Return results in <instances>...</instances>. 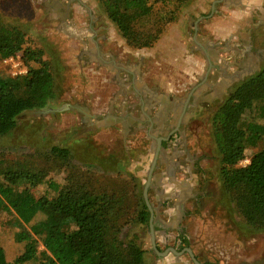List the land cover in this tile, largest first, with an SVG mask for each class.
<instances>
[{
  "label": "rangeland",
  "instance_id": "374dc122",
  "mask_svg": "<svg viewBox=\"0 0 264 264\" xmlns=\"http://www.w3.org/2000/svg\"><path fill=\"white\" fill-rule=\"evenodd\" d=\"M24 1L0 0V24L15 27L20 32L21 51L41 52L43 61L49 64L55 92L44 108L24 111L16 118L15 128L7 135L0 136V164L3 168L42 176L39 183L23 184L20 189L28 188L35 198H54L56 192L48 187L49 182L63 187L68 182L79 180L89 183L95 190L122 197V215L114 228L120 240L126 243L133 241L140 247L144 264H194L186 253L177 256L179 260L171 253L157 255L152 249V238L159 252L167 248L179 251L186 241L184 248H189L200 264H264V232H254L246 227L223 187L220 156L213 143L210 121L213 111L231 89L264 68V0L259 9L244 14L239 22L230 21L236 24L234 29L239 27L244 34H238L229 42H214V36H210L206 29V21L210 22L215 13L207 20L200 19L195 23L197 19L192 16L190 21H186L184 38L188 51L194 52L206 68L208 61L193 43L194 32L197 37L208 38L213 43L210 55L217 66L198 92L200 98L205 97L206 100L188 107V116L177 123V131H174V121L151 124L138 111L134 115L139 121L130 123L125 135L117 126H112L110 70H100L97 63L87 65L77 57L71 60L73 65H66L70 61L68 55L77 50L68 49L66 45L62 48V37L54 31V22L57 21L49 17L43 2L38 1L36 8H28ZM211 2L196 0L194 5L198 19L199 15H209ZM170 6L155 3L153 12L165 15ZM199 6H203L204 12H200ZM98 9L100 16L105 15L100 5ZM225 26H229L228 23L222 24L220 29ZM217 54L223 56L219 58ZM2 60L0 75L7 76ZM219 61L221 65L217 64ZM22 62L27 70L28 66L38 67L33 62ZM244 64L246 70L240 73ZM145 65L148 70L149 63ZM204 67L202 73L190 80L191 84L203 79ZM149 69L152 73L156 72L155 68ZM158 72L168 79L170 71L164 61ZM237 73L240 74L235 75ZM173 77L174 87H181L176 95L183 100L190 92L191 85L186 83L184 75ZM150 111L152 113L154 109ZM245 118L264 124L257 111L246 114ZM170 131L178 135L160 147L147 189V201L152 212L150 231L149 224L141 225L137 221L138 201L143 200V189L155 158L157 141ZM52 147L70 149L69 160L62 161L50 154ZM263 147L264 139L247 149V158ZM162 150L183 153L169 176L167 167L160 159ZM117 163H124V168L129 172H125L124 168L117 171ZM247 164L248 160L243 159L237 166ZM156 177L164 179V185L154 184L152 181L158 182ZM41 218L39 215L35 220ZM19 231L13 211L0 213V248L6 261L11 264L24 250L25 243L16 241ZM38 246L42 250L40 243Z\"/></svg>",
  "mask_w": 264,
  "mask_h": 264
},
{
  "label": "trees",
  "instance_id": "16d2710c",
  "mask_svg": "<svg viewBox=\"0 0 264 264\" xmlns=\"http://www.w3.org/2000/svg\"><path fill=\"white\" fill-rule=\"evenodd\" d=\"M193 1L97 0L107 19L134 49L152 47L161 34L164 15L153 13L155 3L173 4L177 10ZM21 43L15 27L0 24V59L21 52L20 58L26 64L38 65L28 66L23 76L0 75V136L15 128L21 113L42 109L54 97L49 64L43 61L40 51H21ZM253 111L264 120V68L231 89L210 118L223 187L246 227L264 232V147L250 158L246 156L248 148L264 139V124L245 118ZM49 151L62 161L71 156L68 148L52 147ZM243 159L248 164L238 167ZM37 176L0 164V213L13 211L20 228L16 241L25 243L12 264H144L140 247L133 241L120 240L114 228L122 215V197L75 180L63 187L49 182L56 196L35 198L28 188L20 187L39 183L42 176ZM138 203L137 221L148 225L150 215L144 200ZM39 215L42 218L36 221ZM182 244L179 250L187 246L186 241ZM0 264H11L1 248Z\"/></svg>",
  "mask_w": 264,
  "mask_h": 264
},
{
  "label": "crops",
  "instance_id": "0c3cea01",
  "mask_svg": "<svg viewBox=\"0 0 264 264\" xmlns=\"http://www.w3.org/2000/svg\"><path fill=\"white\" fill-rule=\"evenodd\" d=\"M38 1L43 2L49 12V17L57 21L54 22V31L62 37L59 38L63 41L62 48L66 45L68 49L75 48L77 50L72 55L67 52L70 61L66 65H73L72 61L74 60L72 59L77 57L87 65L97 63L100 65V70L107 68L112 73V100L109 101L112 105V126H117L123 135L128 134L130 123L139 121L134 115L138 111L140 116L143 115L151 124L165 122V120L174 121L176 123L174 131H177V123L188 116V107L192 104L195 106L205 99V97L200 98L198 92L201 84L210 78L209 73L215 72L212 69L217 66L211 56L213 43L208 38L197 37L194 32L193 43L208 61L206 68L194 52L188 51L184 38L186 21H190L192 16L197 19L194 21L195 23L200 19L207 20L215 13L210 22L206 21V29L210 36H214V42H229L230 39L237 38L238 34H244L240 32L239 27L234 29L236 24H232L230 21L239 22L244 18V14H251L252 10L259 9L262 3V0H212L209 15L205 17L199 15V19L198 11L195 10L197 7L194 5L196 0L186 7L177 9L178 11L173 4H168L171 6L168 7V13L164 15V22L160 24L161 34L157 41L150 48L134 49L126 44L115 25L105 15L100 16L97 0H25L23 4H27L28 8L32 6L36 8L39 4ZM214 5L216 6L215 12ZM198 8L201 13L204 12L203 6ZM220 14L224 15L219 16ZM171 17L172 19L169 20ZM224 23H228L229 26L223 27L226 29H220ZM111 40L112 44H110ZM79 49L81 50L79 51ZM217 55L219 58L223 56ZM209 56H211L210 60ZM160 60L168 65L170 71L168 79L158 72L159 66L162 64ZM145 63H149L148 70ZM217 64L221 65L220 61ZM203 67V79L191 84L190 80L202 73ZM149 68H155L156 72H150ZM243 70H246L245 64L240 73ZM173 75L180 77L184 75L186 83L191 85L190 92L183 100L176 95L180 92L181 87L180 89L174 87ZM151 108L154 109L152 113ZM151 114L152 117H149ZM159 125L163 127L161 124ZM182 154L181 151H161L160 159L168 169V176ZM123 168L124 163L116 164L117 171L121 169V171L129 172ZM155 180H158V184L152 182L157 186L164 185V179L156 177Z\"/></svg>",
  "mask_w": 264,
  "mask_h": 264
},
{
  "label": "water",
  "instance_id": "95a60500",
  "mask_svg": "<svg viewBox=\"0 0 264 264\" xmlns=\"http://www.w3.org/2000/svg\"><path fill=\"white\" fill-rule=\"evenodd\" d=\"M212 8H213V6H212ZM159 150H160V140L157 141V147H156V151H155V158H154L153 161H152V164H151V167H150L151 169H150L149 174H148V176H147V182H146V184H145V186H144V189H143V200H144V203H145V205H146V207H147V209H148V211H149V215H150V217H149V227H150V231H152V224H151V221H152V212H151L150 206H149L148 201H147V189H148V186H149V184H150L151 171H152V169H153V167H154V164L156 163V160H157V154H158ZM151 245H152V249H153V251H154L157 255L166 256L167 254L171 253V254H173V255L180 256V255L186 253V254L190 257L191 261H192L194 264H200V263L196 260V258L194 257L192 251H191L189 248H184L182 251H177V250L174 249V248H167L164 252H159L158 249L156 248L155 244H154V240H153V238H152Z\"/></svg>",
  "mask_w": 264,
  "mask_h": 264
},
{
  "label": "built area",
  "instance_id": "2783aa9c",
  "mask_svg": "<svg viewBox=\"0 0 264 264\" xmlns=\"http://www.w3.org/2000/svg\"><path fill=\"white\" fill-rule=\"evenodd\" d=\"M2 64L9 77H19L27 73V68L18 55L4 58Z\"/></svg>",
  "mask_w": 264,
  "mask_h": 264
},
{
  "label": "flooded vegetation",
  "instance_id": "af4514ba",
  "mask_svg": "<svg viewBox=\"0 0 264 264\" xmlns=\"http://www.w3.org/2000/svg\"><path fill=\"white\" fill-rule=\"evenodd\" d=\"M175 127V126H174ZM179 129V128H178ZM177 129V130H178ZM161 135H164V134H161ZM176 135H178V133L177 132H174L173 133V131H170L168 134H166V135H164L165 137H163V138H161L160 139V147L162 148V147H164L166 144H168L170 141H171V139L174 137V136H176ZM178 248H179V246H178ZM184 248H182V250H183ZM182 250H179V251H182Z\"/></svg>",
  "mask_w": 264,
  "mask_h": 264
}]
</instances>
